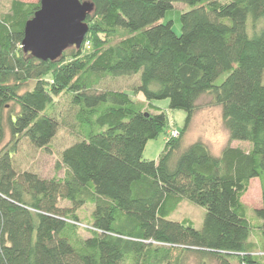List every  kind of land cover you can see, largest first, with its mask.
Returning a JSON list of instances; mask_svg holds the SVG:
<instances>
[{"label":"trees","instance_id":"16d2710c","mask_svg":"<svg viewBox=\"0 0 264 264\" xmlns=\"http://www.w3.org/2000/svg\"><path fill=\"white\" fill-rule=\"evenodd\" d=\"M40 1L11 0L0 12V146L9 139L0 150V264H264L243 201L258 178L264 223V0H92L83 44L55 60L21 46ZM177 2L190 7L181 34L161 21ZM135 74L143 99L100 87ZM63 93L82 134L56 162L63 175L17 169L23 137L49 148L60 126L49 108ZM204 95L229 133L219 155L202 140L183 143ZM164 99L186 112L185 124L147 160L148 141L169 125L153 103ZM185 199L205 207L201 227L170 219ZM84 205L93 207L87 236Z\"/></svg>","mask_w":264,"mask_h":264},{"label":"rangeland","instance_id":"374dc122","mask_svg":"<svg viewBox=\"0 0 264 264\" xmlns=\"http://www.w3.org/2000/svg\"><path fill=\"white\" fill-rule=\"evenodd\" d=\"M34 1L39 0H24ZM11 0H0V12L7 11ZM190 7L186 3L177 2L173 9L169 10L162 22L172 20L174 22L173 29L177 34H181V14ZM253 32V28L250 27ZM50 77V76H49ZM226 77L222 74L217 82H221ZM140 74L125 75L120 77H107L100 85L102 88H115L124 90L132 94L134 99H143L142 95L134 91L135 86L139 83ZM209 96H202L199 100L200 108L196 112L191 125L184 135L183 143L188 145L196 140H202L207 143L212 153L219 155L223 146L229 141V133L223 122L222 110L219 105L211 103ZM156 106L161 107L168 114L169 125H167L156 139L148 141L143 156L147 160H156L163 150L167 138L173 134V130L181 132L186 119V112L180 109H171L169 100H154ZM77 108L72 104L71 97L68 93H63L54 98V104L49 108V112L54 115L60 123L59 129L55 137L50 143L49 148H37L30 141L23 137L17 148V152L13 156V164L19 170H31L37 172L42 177H52L54 175H63L64 171H57L56 162L61 156L62 150L77 140L82 138L80 126L76 119ZM178 132V134H179ZM178 134L176 136H178ZM180 135V134H179ZM173 136V135H172ZM9 139L7 138L5 142ZM4 142V144H5ZM234 145L248 148L250 143L246 141L236 140L232 142ZM0 146V150L2 146ZM249 214L252 217V232L249 241L254 250H260L264 245V223L257 219L255 209L262 205V192L260 180L254 178L250 187L243 196ZM62 205H66V201H61ZM93 211L91 205H84L78 210V214L82 221L81 234L87 236L89 232L90 217ZM206 213L204 206L191 202L187 199L180 202L178 208L171 213L170 219L179 220L188 217L194 221L195 227H201ZM237 263V261H234ZM216 264V263H214Z\"/></svg>","mask_w":264,"mask_h":264},{"label":"water","instance_id":"95a60500","mask_svg":"<svg viewBox=\"0 0 264 264\" xmlns=\"http://www.w3.org/2000/svg\"><path fill=\"white\" fill-rule=\"evenodd\" d=\"M94 11L92 0H41L25 25L24 52L55 60L69 47L80 48L89 30L86 19Z\"/></svg>","mask_w":264,"mask_h":264},{"label":"built area","instance_id":"2783aa9c","mask_svg":"<svg viewBox=\"0 0 264 264\" xmlns=\"http://www.w3.org/2000/svg\"><path fill=\"white\" fill-rule=\"evenodd\" d=\"M87 45H89V42L87 41ZM178 134V132L176 130H173V136H176Z\"/></svg>","mask_w":264,"mask_h":264},{"label":"crops","instance_id":"0c3cea01","mask_svg":"<svg viewBox=\"0 0 264 264\" xmlns=\"http://www.w3.org/2000/svg\"><path fill=\"white\" fill-rule=\"evenodd\" d=\"M140 100V99H139Z\"/></svg>","mask_w":264,"mask_h":264}]
</instances>
